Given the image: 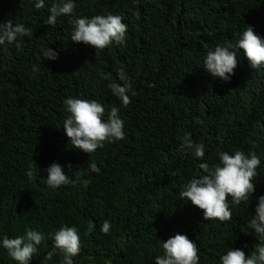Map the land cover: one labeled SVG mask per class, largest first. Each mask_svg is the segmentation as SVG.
<instances>
[{
	"label": "trees",
	"instance_id": "16d2710c",
	"mask_svg": "<svg viewBox=\"0 0 264 264\" xmlns=\"http://www.w3.org/2000/svg\"><path fill=\"white\" fill-rule=\"evenodd\" d=\"M50 3L36 10L0 0V22L33 31L22 51L0 47V236L76 226V264H154L161 241L176 233L198 244L200 264H218L229 247L250 254L258 240L240 226L264 195V69L252 70L241 55L225 83L201 68L209 50L247 26L264 37V0H76L78 15H121L127 24L124 45L97 52L70 41L68 17L45 25ZM47 46L59 52L57 61L42 59ZM117 69L133 84L126 107L108 88L119 83ZM69 96L120 107L126 138L89 155L73 149L61 129ZM186 136L205 145L210 162L218 150L261 156L252 202L233 208L230 221L205 222L201 210L179 202L183 185L201 171L181 147ZM32 162L38 168L29 181ZM93 162L100 174L87 171ZM52 163L78 176L75 186L49 189ZM105 220L108 234L100 231ZM51 247L48 241L31 264H61L60 255L45 259ZM0 264L15 262L0 249Z\"/></svg>",
	"mask_w": 264,
	"mask_h": 264
},
{
	"label": "clouds",
	"instance_id": "9594fccd",
	"mask_svg": "<svg viewBox=\"0 0 264 264\" xmlns=\"http://www.w3.org/2000/svg\"><path fill=\"white\" fill-rule=\"evenodd\" d=\"M47 0H22V3L44 9ZM76 0H51L45 25L55 26L58 18L68 17L71 26L70 41L90 46L96 52L112 46H122L127 38V24L123 16L104 14L91 18L76 13ZM24 37L31 39L33 31L24 23L12 20L0 22V47L15 46L17 51L23 50ZM44 61H57L59 52L49 46L41 49ZM243 55L252 70L264 69V37L256 34L251 26H247L235 39L217 45L209 50L202 61V70L213 79L219 78L225 83L231 81L234 70ZM38 71V69H35ZM119 83L108 85L112 95L121 106L131 103L130 93L133 84L123 69H117ZM64 119L62 130L73 149L86 154L95 153L108 144H115L126 138L125 121L120 114V107L109 109L98 100L81 99L69 96L63 101ZM196 123H203L197 120ZM182 149L198 162L201 170L195 177L185 183L179 191V202H189L202 211L203 220L228 222L232 219V209L248 203L256 193L257 171L262 159L256 153H245L243 150L233 152L218 150L215 162L206 158L204 144H197L186 136ZM72 169L71 165L67 166ZM37 165L32 162L28 166L26 176L29 181L36 178ZM87 171L100 174L96 163H89ZM46 184L49 189L56 190L63 186H75L78 176L72 178L59 163H52L46 169ZM112 224L105 220L100 227L103 234L111 231ZM244 236L252 235L258 240L254 250L246 254L242 248L229 247L219 256L218 264H264V195L256 197L255 215L250 216L247 223L240 226ZM51 241V250L46 260L60 255L61 264H76L75 257L81 254L82 242L76 226L62 225L59 229L45 234L31 227L14 238L0 236V249L15 264H31L33 257L41 247H47ZM198 244L186 234L176 233L160 243V254L155 257L154 264H200Z\"/></svg>",
	"mask_w": 264,
	"mask_h": 264
}]
</instances>
